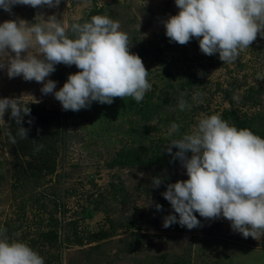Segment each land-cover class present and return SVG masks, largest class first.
<instances>
[{"label":"rangeland","instance_id":"1","mask_svg":"<svg viewBox=\"0 0 264 264\" xmlns=\"http://www.w3.org/2000/svg\"><path fill=\"white\" fill-rule=\"evenodd\" d=\"M178 11L175 0H61L57 8L0 9V23L34 22L38 13L45 19L55 14L66 27L94 15L118 20L152 84L141 103L148 102L153 111L143 120L138 107L128 105L135 101L131 97L65 111L54 94L41 92V83L10 79L6 69L0 70V97L61 112L56 172L40 180L14 177L8 112L0 120V228L9 239L36 250L45 264H264V235L245 238L223 217L208 220L194 213L201 227L162 226L174 212L162 193L168 183L188 178L179 160L168 162L173 157L165 149L171 139L191 132L199 119L222 117L227 110L254 117L264 130V81L256 79L264 73V38L258 36L233 63L223 64L218 53L203 54L196 38L186 45L169 41L163 21ZM55 68L47 79L56 81V90L79 71L62 63ZM251 88L255 104L246 100ZM196 92L203 95L194 100ZM181 98L190 105L183 111ZM172 123L180 128L170 137ZM158 147L161 157L155 153ZM126 150L142 154L137 165L118 163ZM157 176L163 179L158 188L152 186Z\"/></svg>","mask_w":264,"mask_h":264},{"label":"clouds","instance_id":"2","mask_svg":"<svg viewBox=\"0 0 264 264\" xmlns=\"http://www.w3.org/2000/svg\"><path fill=\"white\" fill-rule=\"evenodd\" d=\"M60 3L0 0V9L11 13L16 5L57 8ZM175 5L179 11L163 21L169 41L186 45L196 38L203 54L218 53L223 64L233 63L258 36L264 38V0H175ZM131 46L119 21L106 15L66 27L55 14L45 19L38 13L34 22L17 18L0 23V70L6 69L10 79L22 76L25 81L41 83V92L54 94L65 111L86 109L93 101L110 105L115 98L131 97L139 103L152 84L147 78L149 70L130 51ZM61 63L75 65L79 71L70 73L56 90V81L47 78ZM256 79L264 81V73L258 72ZM202 95L196 92L193 99ZM178 107L183 111L190 105L181 98ZM8 111L19 125V137L28 138L29 129L22 126L23 117L31 115L28 104L0 97V120ZM179 128L172 123L168 135L178 133ZM9 140L17 142L11 133ZM165 150L179 159L188 178L168 183L162 193L174 210L163 218L164 228L176 223L189 230L201 227L194 214L199 213L208 220L223 217L245 238L264 235V138L213 114L199 119L191 132L171 139ZM162 182L159 176L152 178L153 187ZM155 207L162 210L158 203ZM6 231L0 228V264H45L36 250L9 239Z\"/></svg>","mask_w":264,"mask_h":264},{"label":"trees","instance_id":"3","mask_svg":"<svg viewBox=\"0 0 264 264\" xmlns=\"http://www.w3.org/2000/svg\"><path fill=\"white\" fill-rule=\"evenodd\" d=\"M91 20V17L88 21ZM188 83L193 84V82L188 81ZM255 94V89L251 88L249 93L246 95L247 101H253ZM23 105L29 106L31 109V115H25L23 117L22 126L29 129L28 138L21 139L19 137L18 129L19 125L16 124L14 118L11 117L10 111L7 113L9 126L7 129L8 136V145L9 152L12 155V163L14 167V177L24 180V179H34L40 180L42 178H46L49 175H53L56 172L57 162L56 156L58 154L57 151V143L62 140V132H61V121L60 116L61 112L58 109H49L45 105H41L38 103H28L25 101H19ZM130 107H138L139 114L143 115V120H147L148 114H150L153 109L152 106L146 103H137L136 101L128 102ZM239 115L235 110L224 111L222 115V119L227 121L230 125L236 126L239 128H247L250 129L253 133L259 135L261 138H264V130L262 129L263 125L261 122H257V126L254 123V117L248 118L246 115ZM32 120V123L29 124L28 121ZM258 119V118H257ZM261 129H260V127ZM259 127V128H258ZM16 138V143L13 144L9 140V134ZM158 146H160L158 144ZM160 147L156 150V155H159ZM189 153H187L188 155ZM142 154L140 152H133V150H126L120 155V160L118 163H127L132 165H137L139 163V159H141ZM179 159L168 160L169 163H174ZM54 236L58 231L54 232ZM53 236V237H54Z\"/></svg>","mask_w":264,"mask_h":264}]
</instances>
